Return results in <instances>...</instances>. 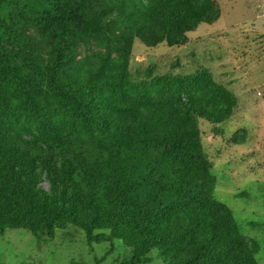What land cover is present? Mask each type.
I'll list each match as a JSON object with an SVG mask.
<instances>
[{"label":"rangeland","instance_id":"obj_1","mask_svg":"<svg viewBox=\"0 0 264 264\" xmlns=\"http://www.w3.org/2000/svg\"><path fill=\"white\" fill-rule=\"evenodd\" d=\"M102 1L149 22H132L122 50L101 35L75 42L72 71L104 81L97 116L0 117V214L28 227L0 232V264H139L141 239L143 264H264V0H191L213 2L217 19L160 42L156 16L177 0ZM160 163L182 176L151 174ZM32 200L74 216L48 238L25 212ZM209 226L221 235L206 246Z\"/></svg>","mask_w":264,"mask_h":264},{"label":"trees","instance_id":"obj_2","mask_svg":"<svg viewBox=\"0 0 264 264\" xmlns=\"http://www.w3.org/2000/svg\"><path fill=\"white\" fill-rule=\"evenodd\" d=\"M121 11L118 6L107 9L102 0H0V117L18 115L25 120L45 122L52 111L60 110L74 121L88 122L95 118L97 114L94 111L103 102L98 90L104 81L72 71L73 54L77 49L75 42L89 35H101L108 46L113 44L122 50L130 38L127 30L133 28L132 22L146 27L149 20L131 15L127 18ZM218 14L213 2L206 8L198 9L191 0H177L174 10L156 16V23L165 34L158 42L164 39L170 41L173 31L178 37L199 23H212ZM24 25L36 27V31L29 33L28 29L26 33ZM150 33L153 34L151 29ZM42 41L47 45L45 55ZM185 42L186 39L176 40L172 44L182 45ZM56 141L57 148L69 147L64 137H57ZM169 165L160 163L151 174L163 175L171 180L182 176ZM191 178L202 184L210 182L196 175ZM116 181L124 189L134 185L133 180L127 181L122 176ZM3 183L0 177V187ZM78 194L82 198V193L78 191ZM24 209L28 217L36 219L40 232L48 238L54 237L55 229H64L63 219L74 216L73 209L49 207L45 200H32ZM133 220L134 230L148 231L150 221ZM80 223L85 227L89 241H92L94 222L84 220ZM191 226L200 230L205 228L199 221H192ZM7 228L28 227L17 216L3 217L0 214V232ZM208 228L211 235L205 241L206 246L211 238L216 240L221 235L216 226ZM144 243L143 239L134 243L138 254L135 260L139 264H143L142 256L146 255Z\"/></svg>","mask_w":264,"mask_h":264}]
</instances>
